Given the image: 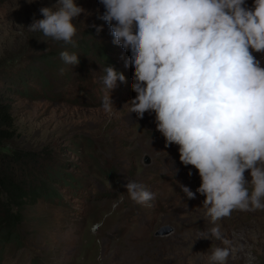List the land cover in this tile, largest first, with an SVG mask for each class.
Masks as SVG:
<instances>
[{"label": "rangeland", "instance_id": "obj_1", "mask_svg": "<svg viewBox=\"0 0 264 264\" xmlns=\"http://www.w3.org/2000/svg\"><path fill=\"white\" fill-rule=\"evenodd\" d=\"M56 2L0 0V97L13 133L0 145V165L24 191L0 183V264H209L216 247L230 249L227 264H264V210H234L216 222L229 244L212 238L216 224L205 197L188 199L178 186L196 192L198 170L180 162L177 145L165 147L155 113L129 114L136 95L125 66L130 52L113 44L98 18L99 0H75L85 9L75 21V46L42 42L41 33L28 30L43 19L39 9L58 8ZM62 51L75 53L79 64L66 65ZM107 66L126 78L110 92L101 81ZM105 95L111 113L102 108ZM128 181L154 199L132 201ZM164 225L171 232L157 235Z\"/></svg>", "mask_w": 264, "mask_h": 264}, {"label": "clouds", "instance_id": "obj_2", "mask_svg": "<svg viewBox=\"0 0 264 264\" xmlns=\"http://www.w3.org/2000/svg\"><path fill=\"white\" fill-rule=\"evenodd\" d=\"M57 3L58 8H40L43 19L33 20L28 30L41 33L42 42L75 46V21L85 9L75 0ZM99 3L104 11L98 18L109 26L113 44L130 52L125 66L132 68L136 95L127 102L129 114L143 119L155 113L165 147L177 145L180 162L198 170L196 192L178 182L184 195L204 196L213 224L234 210H264V0ZM93 27L99 33L103 26ZM60 58L66 65L79 64L75 53L62 51ZM103 71L109 92L117 81L126 82L112 66ZM102 108L113 112L110 95L103 97ZM125 188L137 204L154 199L138 182L128 181ZM208 233L229 244L218 224ZM230 254L228 247H216L209 264H227Z\"/></svg>", "mask_w": 264, "mask_h": 264}, {"label": "trees", "instance_id": "obj_3", "mask_svg": "<svg viewBox=\"0 0 264 264\" xmlns=\"http://www.w3.org/2000/svg\"><path fill=\"white\" fill-rule=\"evenodd\" d=\"M12 115L10 108L7 104H5L4 100L0 97V145L4 143V140H7L13 136L12 130ZM2 155L0 154V162L3 161L1 158ZM1 163L0 165V183L6 187L10 188L12 192L18 193V195H23L24 191L21 186H19L17 183L12 181L6 173H3V168ZM6 221V227L12 225L13 221H10L8 219H5Z\"/></svg>", "mask_w": 264, "mask_h": 264}, {"label": "water", "instance_id": "obj_4", "mask_svg": "<svg viewBox=\"0 0 264 264\" xmlns=\"http://www.w3.org/2000/svg\"><path fill=\"white\" fill-rule=\"evenodd\" d=\"M145 160H146V162H149V158L148 157H145ZM170 232H171V226L164 225L160 229H158L156 234L159 235V236H162V235L169 234Z\"/></svg>", "mask_w": 264, "mask_h": 264}]
</instances>
